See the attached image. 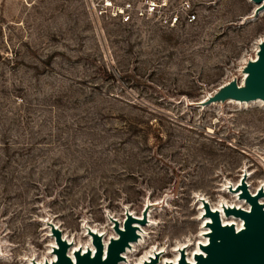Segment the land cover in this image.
Returning <instances> with one entry per match:
<instances>
[{
    "label": "rangeland",
    "instance_id": "obj_1",
    "mask_svg": "<svg viewBox=\"0 0 264 264\" xmlns=\"http://www.w3.org/2000/svg\"><path fill=\"white\" fill-rule=\"evenodd\" d=\"M184 2L195 20L171 27L103 22L89 0H0V264L52 258V224L95 249L86 227L109 240L110 217L123 222L126 209L151 219L127 264L187 238L191 249L202 199L248 207L229 190L245 170L264 203V101L195 105L243 83L264 9L251 0L172 8Z\"/></svg>",
    "mask_w": 264,
    "mask_h": 264
},
{
    "label": "water",
    "instance_id": "obj_2",
    "mask_svg": "<svg viewBox=\"0 0 264 264\" xmlns=\"http://www.w3.org/2000/svg\"><path fill=\"white\" fill-rule=\"evenodd\" d=\"M258 7L256 13L260 9H264V0H253ZM259 57L254 62L248 64V76L243 79L241 86L237 85L235 80H231L226 84L218 87L211 94L195 103L197 106H207L214 103L225 102L231 98L238 100H253L258 97H264V42L259 43ZM244 69V68H243ZM242 69V72H243ZM242 185L243 196L250 203L249 211L229 210L225 213L233 211L244 219L245 227L236 231L232 225H223L219 212L212 211L207 201H204V207L207 215L211 216L210 224L212 232L209 235V243L203 246L206 256L196 255L197 261L194 264H264V205L258 201L261 197L262 190L256 191V195L248 192L246 182L240 179ZM143 214H146L144 212ZM140 220L131 214L125 213L122 222L124 230H121L117 220H114L113 228L119 233L117 239H110L106 256L103 259V246L101 238L93 234V243L96 250L93 256L86 251L81 254L78 250L75 252V264H117L120 259L121 252L124 251L128 241L135 240L137 233L132 226V222ZM52 229V228H51ZM55 240L58 243L56 250L57 260L54 264H73L71 258L67 255L68 244L61 238V231L54 229ZM184 252H181L180 259L176 264H190L186 262ZM156 262L150 263L155 264ZM167 264H172L168 262Z\"/></svg>",
    "mask_w": 264,
    "mask_h": 264
},
{
    "label": "bare ground",
    "instance_id": "obj_3",
    "mask_svg": "<svg viewBox=\"0 0 264 264\" xmlns=\"http://www.w3.org/2000/svg\"><path fill=\"white\" fill-rule=\"evenodd\" d=\"M251 1H253V0H251ZM257 4H259V3H257ZM262 42H264V39L262 40ZM258 57H259V46H257V48L255 50V57L249 59V62L256 61ZM249 62L247 61L245 63V65L243 66L244 69H243V72H242V80L244 78H246L248 76V74H249L248 73V69H247ZM236 84L241 86V84H239V83H236ZM262 100L264 101V97L263 98L262 97H258L256 99L248 100V101L231 98L228 101H234L236 103H244V102H250V101L261 102ZM248 177H249V173L247 172V170H245L244 173L241 175V178L246 180ZM241 186L242 185H240V183L238 182L237 184L233 185L232 188L229 189L230 192L233 190V191H235L238 194L237 196L235 195L237 200H238V202H243V200L240 199V197H244L242 195L243 194V190H242ZM261 194H262L261 195V197H262L263 193H261ZM252 195H256V193H252ZM261 197L258 198V201L261 204L264 205V203L262 202V198ZM204 201L205 200L202 199L200 201V205H199V207H200L199 211L201 212L199 215L201 216V222H202L201 226H202V228H201V231H200V234H199V236H200L199 240L197 242L195 241V247L192 246L193 248L189 249V246L191 245V239L190 238H187V239H185L182 242H177L176 244H174L173 247L170 248V250H168V247L161 248L159 246H156V247H153V248L147 250L137 260L136 264H150V263L156 262L159 256H160L159 257L160 259H159L158 264H167L168 262H170L172 264H176L178 262V260L180 259L181 252H184L183 254H184L185 260H186V262H188L190 264L196 263V261H197L196 255L206 256V252L203 249V246L207 245L209 243V240H210L209 235L212 232V229H211V226H210V224L212 223V218H211V216L207 215V213H206V210H205V207H204ZM247 202H248V200H247ZM247 204H249L248 207L244 208L239 203L233 205V204H228V202H224V203H221L220 205L212 206V211L216 210L217 212H219V216L221 218V223L223 225H232V226H234V229L236 231H238V230L243 229L245 227L244 219L242 217H240L238 214H236L235 212H233V211H229V213L227 214V213H225V210L226 209H229V210H244V211L248 212L249 209H250V203L248 202ZM125 213L131 214L133 217H136V218H138L140 220L143 219V223H140L139 221L132 222V226L135 228L136 233H137V238L135 240L128 241V244L126 245L124 251L121 252V254H120L121 256H120V259H119L117 264H120V263L121 264H127L129 262L128 261L129 260L128 259V257H129L128 254L132 253L135 250L136 246H139V245H141L144 242V239L146 237L144 227L148 226L150 224V222H151L149 213L136 215L131 210H127V209L125 210ZM125 213H124V216H125ZM110 219H111V225H112V228H113L114 220H117V219H115L113 217H110ZM119 227H120L121 230H124L122 222H119ZM56 228L58 229L57 225L52 224L51 233L53 234L54 237H55V235H54L53 231ZM113 230H114L115 233L113 232L114 234L109 238V240L110 239H117L119 237V233L114 228H113ZM85 233H86V236L89 239V242L91 243V247H92V244H93L95 246V249H94V247H92L91 249H88L87 247L83 246V248L81 250L74 243V240L69 239L65 235H63V236L61 235V238L65 242H67V244H68L67 255L71 258L73 264L76 263L75 252L77 250L81 254H83L86 251H88V252H90V256H93V254L95 253V250H96V245L93 243V234H96V235H98L101 238V242H102V246H103L102 258L104 259L105 256H106V248H107V244H108L109 240H105L104 239V232H100L97 228L86 227ZM91 240H92V242H91ZM57 249H58V243L56 242V244L54 246L52 258L47 259V260L45 259L46 261L44 263H40V264H54L56 262V260H57V254H56V250ZM188 249H189V251H188ZM171 251L173 252L171 259H168L166 257H162L164 254H166V252L168 253V252H171Z\"/></svg>",
    "mask_w": 264,
    "mask_h": 264
},
{
    "label": "built area",
    "instance_id": "obj_4",
    "mask_svg": "<svg viewBox=\"0 0 264 264\" xmlns=\"http://www.w3.org/2000/svg\"><path fill=\"white\" fill-rule=\"evenodd\" d=\"M174 0H89L92 13L103 22L128 26L140 19L158 18L165 25L175 26L184 20L192 22L195 13L188 10L189 2L172 8ZM180 11H182L180 13Z\"/></svg>",
    "mask_w": 264,
    "mask_h": 264
}]
</instances>
